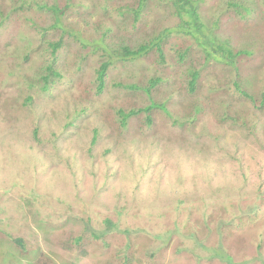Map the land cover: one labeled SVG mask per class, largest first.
<instances>
[{"label":"rangeland","instance_id":"374dc122","mask_svg":"<svg viewBox=\"0 0 264 264\" xmlns=\"http://www.w3.org/2000/svg\"><path fill=\"white\" fill-rule=\"evenodd\" d=\"M18 1L0 0V238L14 244L9 251L22 238L27 258L42 250L55 264H123L129 251L134 264H264V109L235 92L234 71L205 67L189 93L186 61L200 68L201 52L175 31L164 59L152 51L113 60L98 95L106 54L95 43L133 47L153 30L175 29L169 9L152 5L138 28H124L103 0H62L59 22L41 7L55 0ZM230 1L253 16L228 13ZM203 8L206 24L221 20L220 42L252 52L238 68L250 92L264 90V0H207ZM156 78L151 97L123 87ZM152 99L172 119L154 110L151 124L141 114L121 125L119 110ZM107 219L115 229L90 245Z\"/></svg>","mask_w":264,"mask_h":264},{"label":"trees","instance_id":"16d2710c","mask_svg":"<svg viewBox=\"0 0 264 264\" xmlns=\"http://www.w3.org/2000/svg\"><path fill=\"white\" fill-rule=\"evenodd\" d=\"M28 1L29 0H20L17 2V5L19 8H22L24 5L29 3ZM60 1L62 0H55L50 6L49 1L47 3L42 1L44 3L41 6L51 11L55 18H57L58 22L61 20L63 14V10L61 9V6H59ZM206 2L207 0H103V9L106 10L107 8V11H109L112 7L120 17H123V21L120 20L121 23L118 26H123L124 28H126L127 26H131V28H138L139 24H141L144 18H146L147 16L146 10H148L149 7L151 8L152 5H155V8L164 7L169 9V11L171 12V16H174V18L177 19L178 25L175 29L166 28L165 30H161L159 32L153 30L154 33H151V35H146L145 37L143 36L142 38L144 39L141 41V43L133 47L126 44L127 41L125 39H119L122 35L117 36L120 45L118 44L117 48L115 49L110 48L106 43H104L103 45H100L102 44V42H98L100 44L95 43V46H97L98 48L100 47L103 53L108 56L107 58L105 56L104 61L101 63L97 71V94L100 95L105 89L107 73L111 64H113V60H138L146 57L152 51H156L159 54V57L161 59H164L165 40L169 38V36L173 32L177 31L185 35H189L194 40L195 44L201 52L202 63L200 64V68L192 67V63L186 61L188 64L187 88L189 93L194 94L199 89V86L202 83L203 77L205 75H202L203 71H205V67L221 65L225 68H231L234 71L235 92L241 98L250 101L254 105H256V103L259 101L261 109H264V90H259L257 93L250 92L248 89L249 86L245 84L243 76H241L238 68V59L242 57H250L252 52H249L247 50L234 52L233 48L228 43L220 42L217 39L215 34V27L221 20L218 19L216 21H213L211 25H209V23H205V15H207V11L204 10L203 6ZM232 11L235 14H238L237 17L242 20H246L248 17H252L253 13L255 12L254 9L244 6L243 4H241V2L230 1L227 3V12L231 13ZM0 14L3 15L4 12H0ZM5 14L11 15L12 12L8 11ZM258 26L261 27V25ZM110 32V29L106 30L103 34L104 37H107ZM254 42L258 43L256 41ZM59 47V43L52 44L53 53H56ZM188 54L189 50H185L184 53L180 55V57H182V59H186L188 57ZM162 61L163 60H161L160 64H164V62ZM160 81L161 78H156L155 80H151L149 86L124 85L123 87L125 89L141 90L151 97L152 89L155 88V86ZM121 86L122 84H118V87ZM218 89L219 87L215 88L216 91ZM154 110H161L172 119V116L168 111L166 105L164 103H157L153 99L150 100V104L144 108L132 109L130 111H124L121 109L118 111V116L123 127L127 126L129 119L141 114H147L148 123L151 124L152 119L149 115ZM188 119L191 122L193 121L190 118ZM92 143H96V137H93ZM105 223H107V227L100 233L99 236H97V234L95 233L91 234L90 245L98 246V242L101 241L100 237L107 236L112 230L115 229V225L110 219H107ZM0 240H2V242H0V257L2 258L3 264H55V261L52 258L46 256L44 252L37 246H35L34 248L37 251L40 250V258H27L24 253L28 252L30 248L26 247L24 239L22 238L16 239L14 241L17 245L14 247H17L19 249L18 252H16V250H12V248L11 250L13 252H10L11 250L9 251L10 245H14L11 241L7 242V240L3 238H0ZM75 243H77L80 248H83V246H85V241L84 239H82V237H79L77 239V242ZM1 246L4 248H2ZM89 248L90 247H88V249ZM99 252H95L91 255H98ZM85 253L83 251V253L79 255V258L76 259H80V257ZM131 253L132 251H129V256L126 255L124 257L123 264H134V257H132ZM36 254L37 253H35V255ZM101 254L102 253H100V255ZM229 261L231 262L230 258L228 259V262ZM66 264H76V260L66 262Z\"/></svg>","mask_w":264,"mask_h":264}]
</instances>
